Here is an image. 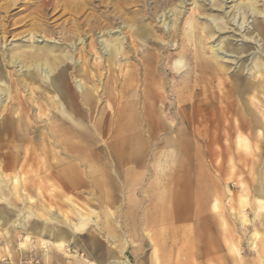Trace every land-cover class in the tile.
Returning a JSON list of instances; mask_svg holds the SVG:
<instances>
[{
  "label": "rangeland",
  "instance_id": "rangeland-1",
  "mask_svg": "<svg viewBox=\"0 0 264 264\" xmlns=\"http://www.w3.org/2000/svg\"><path fill=\"white\" fill-rule=\"evenodd\" d=\"M44 1L0 0L12 5L0 9V25L13 30L6 43L0 33V54L71 52L79 66L52 70L67 76L73 117L58 91L11 65L12 80L0 73V264H74L83 248L129 264H204L205 221L225 244L222 263L264 264V84L243 88L264 75V0H51L47 20ZM248 3L254 15L238 8ZM133 10L149 30L140 45L122 24ZM108 21L112 34L85 33ZM34 22L54 34L32 41ZM74 24L84 42L76 53L59 41ZM104 40L121 47L102 55ZM20 216L30 236L16 229ZM80 219L71 233L67 224ZM56 233L76 234L81 246L54 249Z\"/></svg>",
  "mask_w": 264,
  "mask_h": 264
},
{
  "label": "bare ground",
  "instance_id": "bare-ground-1",
  "mask_svg": "<svg viewBox=\"0 0 264 264\" xmlns=\"http://www.w3.org/2000/svg\"><path fill=\"white\" fill-rule=\"evenodd\" d=\"M130 2H132V1H130ZM126 3H128V2H126ZM49 5H52V7H54V10L57 9V6H54V4L51 3V0L44 1L42 3V5L38 8V12L42 15V17H45V19H46V16H48L47 8L49 7ZM120 6H122V5H120ZM11 7H12V5L9 4L6 7L5 6L4 7H0V9H5V10H7V13L9 12V14H10V8ZM122 8H123V6H122ZM238 8L239 9H243V15H246V11L247 10L248 11H252L253 12V15L256 13L255 12V8H253V6H252L251 3L241 5ZM75 9H76V11H78V10L81 9V6L80 5H77V6H75ZM128 10L129 9L126 8L123 11L124 14H126L125 12L128 11ZM120 11H121V9H120ZM133 14H134L133 17L135 16L133 19L132 18L131 19H128V18H124L123 19V17H124V15H123V17H122V24L125 25L124 26V29L127 28V32L125 34L126 35H129V38L130 39H133V42L134 43L137 42V45L138 44L140 45L142 42L147 41L149 30H148V27H146V26L143 27L142 25H140L141 21L138 18L139 14H140V11L133 10ZM9 17H11V15H9ZM9 17H8V19H9ZM99 18H101V17L99 16ZM48 23L47 22H44L45 26L43 25V22L42 23L41 22H34V23L30 24L32 26V30H31V32L29 34L30 39L32 41H34V39H35V37L37 35H39V34L42 35L43 33H45V34H54V31L55 30H53V31L51 30L50 31L49 28H51V27L49 26ZM84 23H86V21ZM238 24L240 26H243V24H241L240 22H238ZM80 25L81 24H78L77 26L75 25L76 28H75L74 31L73 30L68 31L69 29L67 30L68 33L70 32L73 35L72 34L71 35L69 34L70 35L69 36L67 34H63V31H62L63 36L61 38H59V41H61L60 44H66V43H71L72 44V46H73L72 47V50H73L72 52L73 53H76V42L77 41H80L82 45L84 43L83 40L81 39V37L83 35L79 31L82 28ZM113 25L114 24L111 21H108L107 23H98L96 25L95 24H90V25H88L89 26L88 27L89 28L88 31L85 30V33L88 34V33H92V32L94 33L95 31H99L100 33H103V34H106V35H110V34L113 33V29H112ZM0 33H3V37L1 39L4 41V43H6V41H7V38H6L7 36L6 35H9V36L12 35L13 34V30H10L9 31L5 26L2 27V25H0ZM57 34H59V33H57ZM89 46H90L91 49L94 48V42H91ZM115 47H121V45L118 43V41H116V40L115 41L104 40V41H102L101 48H99V50L102 51V55L108 56V55H111L112 54L113 50H115ZM212 49H213V52H214V54L216 56H218V57L221 56V54H222L221 52H222L223 48L220 46V44L214 45L212 47ZM70 53L71 52H67V53L61 54V55H57V54H53V53H50V54L48 53L47 54L45 52L34 51L32 47H29L26 50L21 51L20 54H13V55H8L7 56V54L3 51V55L0 54V73H2L4 76H6V79L7 80L9 78H11V80H12V75L9 74L10 75L9 76L8 73L6 74V68L9 65L14 66L15 68H18L19 69L17 71L19 73V76H22L26 80H33L34 82H40L41 83V86H45L44 89H46V87L47 88L50 87L51 91H53V90L58 91L59 93H61V97L64 100V103H66V101H68V100L69 101H72V99L70 98V95L68 94V91L67 90L64 89V91H63V89H62L63 87L61 86V83L60 82H61L62 79H66L67 76L64 75V74H62V73L59 74V75L54 74V71L52 70L53 69L52 65L56 64L58 61H62V63L65 61V62H68V63L72 64V66H75V67L79 66V65H76V64H78L77 63L78 61L74 60V57H72ZM90 53H92V51ZM134 71H135V69H134ZM132 74H133V72L131 74H129V77L130 78H131ZM0 79H1V75H0ZM76 79L74 80V83H75V86H76L78 92L83 97H85L88 101H92L93 95H92V92L89 90L90 88H88L84 84V81H83L82 78H79V80L78 79L76 80ZM252 82L253 83H251V84L250 83H246V85H244L243 88H245L244 89L245 91H248L247 89L253 90V89L257 88V86H258L259 83L264 84V75H261V77L256 78L254 81L252 80ZM13 83L15 84V80H13ZM262 88H264V86ZM257 92H261L263 94V92H262L261 89H258ZM1 93H2V90L0 89V97H1ZM0 104H1V98H0ZM0 109H1V105H0ZM263 122H264V120H263ZM260 124L261 123H259V125ZM259 127H261V126H259ZM262 214L264 215V207H263V213ZM257 216H258V214H257ZM56 218H58L59 221H60V217H56ZM258 218H260V217H258ZM258 218L257 217L255 218V222H258ZM25 220H28L27 219V216H20L18 218V221H17L16 225H15L16 229H18L20 231H25L26 230V226H27L26 223L28 222V221L26 222ZM1 222L4 225V224L10 222V219H8V217H5V218H3V220H1ZM249 222H250V220H249ZM256 226L259 229L260 226H259L258 223H256ZM258 236L260 237V234L259 233H258ZM31 242H33V241L31 240ZM44 249H46V247ZM22 253H23V251H22ZM213 255H214L213 252L210 253V257H213ZM235 262L238 263V264H240V260L238 258L235 260ZM87 264H96V263L95 262H92V261H87ZM107 264H129V263H128L127 260H116V259H114V260H111L110 262H108ZM221 264H228V263H221Z\"/></svg>",
  "mask_w": 264,
  "mask_h": 264
},
{
  "label": "crops",
  "instance_id": "crops-1",
  "mask_svg": "<svg viewBox=\"0 0 264 264\" xmlns=\"http://www.w3.org/2000/svg\"><path fill=\"white\" fill-rule=\"evenodd\" d=\"M63 81H65V79L64 80H61L60 83H61L62 86H64V88H66V86H65L66 82L63 83ZM68 94H70V93H68ZM127 99L130 100L129 98H127ZM133 107H134V102L132 101L130 103L128 101V103L126 105L127 110L128 111H132L133 110ZM62 111L64 113L63 115L66 117V120L68 121L69 115L70 116H72V115L69 113V111L67 109V104L66 103H65V105L62 106ZM260 122H262V121H260ZM52 174H56V175H59L60 176L62 174V169L61 170L60 169L53 170ZM56 217H58V216H56L55 214H51V217H50L49 220L54 221V223L58 222V225L59 226L61 225V222L64 223V219L59 221V219L56 218ZM80 221L81 222H80L79 225H74V224L69 223L71 225L70 226L69 224H67L68 225V228L70 227L69 229H70V232L71 233H74L72 230H74L75 228H77V229L80 228V225L83 224V220L80 219ZM217 224L219 225L218 221H217ZM204 229H205V237H206V248H205V251H204V264H218L219 262L222 263V261H224V259H222V253H225V251H223L224 250L223 249L224 248L223 246L225 244H223L222 242H219V240H217V239H214V237H213V231H212L213 227H212V224L210 222L205 221ZM27 230H26V233L28 232L29 233V236H30V231H27ZM51 237L53 239V242L51 243L52 246H53V248L54 249H60V250H62L66 254H67L66 246H68L70 243H74V244H77L78 246H81L78 243V239L76 238V234L67 235V236L64 235L63 236L60 233H58V234L56 233V235H53ZM83 250L86 252L87 257L84 258L82 256H80V257H77L76 256V259L74 261V264H87L86 261H92V262H95L96 264H107L111 260H114L107 253H105L104 255H102V253L98 252V250H97V254L96 253H93L92 251L87 252V250L85 248H83ZM212 252H213L214 255L215 254L216 255L215 256L213 255V257H210V253H212ZM57 260L58 261H61V262H66L67 263L68 262L67 260H69V259L64 260L63 258H60L59 257V259H57Z\"/></svg>",
  "mask_w": 264,
  "mask_h": 264
}]
</instances>
